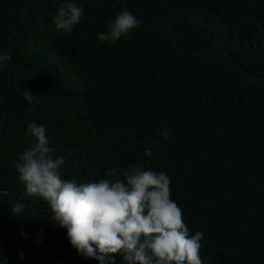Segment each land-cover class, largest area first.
Masks as SVG:
<instances>
[{
	"label": "trees",
	"instance_id": "trees-1",
	"mask_svg": "<svg viewBox=\"0 0 264 264\" xmlns=\"http://www.w3.org/2000/svg\"><path fill=\"white\" fill-rule=\"evenodd\" d=\"M65 2L0 0V54L12 57L0 72V264H100L18 179L33 121L64 179L165 172L191 234L203 233V264H264V0H72L85 15L68 34L54 24ZM125 7L140 27L100 42Z\"/></svg>",
	"mask_w": 264,
	"mask_h": 264
},
{
	"label": "clouds",
	"instance_id": "clouds-1",
	"mask_svg": "<svg viewBox=\"0 0 264 264\" xmlns=\"http://www.w3.org/2000/svg\"><path fill=\"white\" fill-rule=\"evenodd\" d=\"M84 15L82 6L66 0L57 8L55 27L72 33ZM140 24L125 7L108 21L107 31L97 34L98 40L111 44L127 40ZM11 59L8 52L0 54V72L10 67ZM23 97L29 104L38 98L30 90H24ZM27 132L36 142L14 163L18 179L27 195L49 204L53 219L67 229V238L79 255L100 264H115L114 254L122 256L123 264H203V233L191 234L182 209L171 198L172 180L165 172L146 170L140 164L117 165L108 169V178L77 183L63 178L65 160L54 157L45 126L33 121ZM159 135L167 139L169 130L164 128ZM145 155L151 157V150L146 149ZM10 212L20 215L22 205Z\"/></svg>",
	"mask_w": 264,
	"mask_h": 264
}]
</instances>
